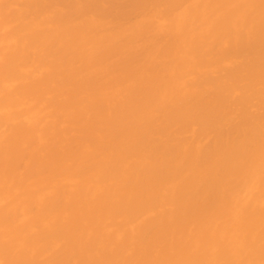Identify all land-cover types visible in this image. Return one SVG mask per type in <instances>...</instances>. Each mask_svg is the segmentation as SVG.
Masks as SVG:
<instances>
[{
    "label": "bare ground",
    "instance_id": "6f19581e",
    "mask_svg": "<svg viewBox=\"0 0 264 264\" xmlns=\"http://www.w3.org/2000/svg\"><path fill=\"white\" fill-rule=\"evenodd\" d=\"M0 264H264V0H0Z\"/></svg>",
    "mask_w": 264,
    "mask_h": 264
}]
</instances>
